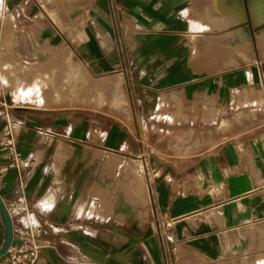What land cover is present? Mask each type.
Instances as JSON below:
<instances>
[{"label": "crops", "instance_id": "obj_1", "mask_svg": "<svg viewBox=\"0 0 264 264\" xmlns=\"http://www.w3.org/2000/svg\"><path fill=\"white\" fill-rule=\"evenodd\" d=\"M20 1L0 0V53L15 58L11 29L32 35L34 22L18 16L40 9L46 40L67 44L93 73H116L125 93L120 117L104 124L109 154L100 169L92 155L102 148L81 121L65 128L0 97V164L15 150L28 177V211L12 225L43 229L39 264H217L251 255L242 264H264V0H117L115 9L75 0V12L57 21L40 3ZM125 164L135 180L121 179L122 208H113L115 180L106 175L112 208L89 215L96 171ZM18 167L2 179L4 203L20 189Z\"/></svg>", "mask_w": 264, "mask_h": 264}, {"label": "rangeland", "instance_id": "obj_2", "mask_svg": "<svg viewBox=\"0 0 264 264\" xmlns=\"http://www.w3.org/2000/svg\"><path fill=\"white\" fill-rule=\"evenodd\" d=\"M38 2L46 8L47 13L45 14L51 21H57L58 15L63 12L70 16L75 12L76 4H79L75 0H39ZM39 10L33 12V14L37 15L36 18L26 14V11L18 16L19 19H24V22H34L35 25L32 28L31 26L28 28V31L32 35L27 34V28L23 27L21 31L19 29L20 27L13 26V29L9 33L12 54L18 61L27 65L30 70L36 69L38 72L47 70V73L51 75L56 72V74L64 75L68 80L63 93L60 94L61 98L59 100L53 101L49 99V103L46 102L37 105L31 103L33 107L30 108L34 109V111L48 113L55 119L64 120L66 122L65 128H68L72 120L81 121L85 131L90 132L89 135L86 134V139L99 145V149L102 148L96 154L92 155L96 160H92L94 166L91 167L94 168L96 166L100 169L103 157L109 154L102 147L104 138H101V136L102 133H105L104 124L107 120H113V118L116 120L120 117L125 106V93L122 87L123 80L121 77L114 75L116 73L96 74L91 72L85 63L75 57L67 44L62 41L46 40L42 30L45 27L42 23L43 21L45 22V17L42 16L43 18L40 19L42 10ZM7 13H10V11ZM4 14L1 16L3 17ZM20 33L21 35H19ZM0 37H2L1 26ZM1 56L8 62L16 60L13 57L5 56L4 51L1 52ZM23 74L21 72L19 75L23 76ZM2 80H0V97L5 98L15 106L26 107L22 104L25 102L19 98L15 99L13 85L11 87V83L8 85L9 82L7 83L5 80ZM1 81L3 84H1ZM108 159L109 161H113V158ZM134 172L135 170L130 168L128 164L118 167L115 171L111 169L97 170L94 178V184L97 188L95 189V187L91 186L93 189L91 187L88 189V193L92 196L89 201L90 203H88L92 205L95 211L90 209L88 214L95 217H102L101 215L106 213L107 208H112L111 200L108 203L106 201V175L113 177L115 180V202L113 203V208H122L123 203L120 196L122 192L119 193V191L123 189L127 190L128 183L123 185L121 179L125 177L132 183L135 180ZM92 191H95V193ZM125 198L132 205H137L128 194L125 195ZM82 208L84 207L82 206ZM251 258L252 255L249 257L235 256L217 264H242L245 261L250 262Z\"/></svg>", "mask_w": 264, "mask_h": 264}, {"label": "built area", "instance_id": "obj_3", "mask_svg": "<svg viewBox=\"0 0 264 264\" xmlns=\"http://www.w3.org/2000/svg\"><path fill=\"white\" fill-rule=\"evenodd\" d=\"M32 1L39 4V0H21L20 6L27 7ZM117 0H109L111 8H116ZM12 162L0 164V188L3 177L8 169L12 166H17L18 160L21 158L19 152L12 150ZM27 162H23L22 166ZM21 177L19 179V191L11 201L5 203L6 210L12 219L23 217L28 211V206L24 198V191L27 184V174L17 168ZM43 229L37 224L33 225L30 222L20 220L17 224L12 225V242L9 245L5 254L0 256V264H39L41 252L47 243L39 242Z\"/></svg>", "mask_w": 264, "mask_h": 264}, {"label": "bare ground", "instance_id": "obj_4", "mask_svg": "<svg viewBox=\"0 0 264 264\" xmlns=\"http://www.w3.org/2000/svg\"><path fill=\"white\" fill-rule=\"evenodd\" d=\"M21 72L24 73V77L19 75ZM0 76V80L3 78L2 81L9 82L8 85L11 83V87L13 85L15 99L19 98L27 104L35 105L49 103V99L59 100L68 80L67 77L56 72L51 75L47 73V70L42 72L36 69L30 70L27 65L18 60L8 62L3 59V56H0ZM2 81L1 84H3Z\"/></svg>", "mask_w": 264, "mask_h": 264}, {"label": "water", "instance_id": "obj_5", "mask_svg": "<svg viewBox=\"0 0 264 264\" xmlns=\"http://www.w3.org/2000/svg\"><path fill=\"white\" fill-rule=\"evenodd\" d=\"M0 214L4 222V241L0 246V256L5 254L12 242V221L6 210L5 203L0 195Z\"/></svg>", "mask_w": 264, "mask_h": 264}]
</instances>
